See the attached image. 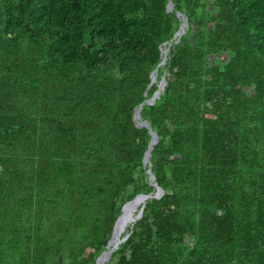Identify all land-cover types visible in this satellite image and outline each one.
Returning a JSON list of instances; mask_svg holds the SVG:
<instances>
[{"label":"trees","instance_id":"16d2710c","mask_svg":"<svg viewBox=\"0 0 264 264\" xmlns=\"http://www.w3.org/2000/svg\"><path fill=\"white\" fill-rule=\"evenodd\" d=\"M169 1L0 0V264H97L141 106L106 264H264V0Z\"/></svg>","mask_w":264,"mask_h":264},{"label":"water","instance_id":"95a60500","mask_svg":"<svg viewBox=\"0 0 264 264\" xmlns=\"http://www.w3.org/2000/svg\"><path fill=\"white\" fill-rule=\"evenodd\" d=\"M167 9H168L169 12L173 11V9H174L173 0L169 1ZM179 15H181V14H179ZM182 17H183V23L181 25V28L174 36V39H177L178 42L180 41V38L186 33V30L189 27V21H188L187 17H185V16H182ZM170 48H171V44L167 45L165 48H163V51H162L163 60L161 62V65H165V63L167 61V55H168V53L170 51ZM156 81H157V77H156V75L153 74L151 85L154 84ZM166 86H167V81H166V79L164 77L163 80L161 81V83L159 84V90L154 94V96L151 99L146 101L147 104L154 105L155 102L161 97V94L165 90ZM141 109H142V106H141V108H139L135 112L134 120H135L136 124L139 127H147V128L150 129V134L152 136V139L150 141L149 148H148V150H147V152L145 154L144 164L148 165L147 173L149 175L150 182H151V184L156 186L157 191H156L155 195H153L152 193L149 194V195H146V194L137 195L132 201L127 202L123 206L122 215L119 217L118 221L116 222V227H115V231H114V234H113V238L109 241L106 251L98 258L97 264H106L109 261V259L111 258L112 253L115 250H117L119 245L126 239V237L125 238H121L122 235L120 236V234L118 236V227H119V225H120V223H121V221H122V219H123V217L125 215L127 207H129V205H132V204H135L136 210H137L138 207H140V211H139V213L137 215H135V212L133 214H131V218H130V221H129V224H130V223H133L137 219L142 217V215L144 213L146 201L149 198H152V197L161 198L164 195L163 189L161 187H159L158 184L155 182L156 178H155V176H154V174L152 172V169H151V167H152V164H151L152 151H153L154 146L159 141V136L157 135L156 132H154L151 129L150 125L147 122L141 121ZM129 224H127V225L125 224L126 227ZM126 227L123 228V233L125 232ZM116 237H117V241L115 240Z\"/></svg>","mask_w":264,"mask_h":264},{"label":"bare ground","instance_id":"6f19581e","mask_svg":"<svg viewBox=\"0 0 264 264\" xmlns=\"http://www.w3.org/2000/svg\"><path fill=\"white\" fill-rule=\"evenodd\" d=\"M136 210L135 204L129 205V207H127L125 215L119 225V230H118V236L120 234V236L123 233V228L126 227L127 224H129L130 218H131V214L134 213V211ZM126 224V225H125ZM124 226V227H123ZM115 240L117 241V237L115 238Z\"/></svg>","mask_w":264,"mask_h":264},{"label":"rangeland","instance_id":"374dc122","mask_svg":"<svg viewBox=\"0 0 264 264\" xmlns=\"http://www.w3.org/2000/svg\"><path fill=\"white\" fill-rule=\"evenodd\" d=\"M138 210H140V207H138V208H137V210H135V211H134V212H135V214L137 213V211H138ZM122 234H123V233H122Z\"/></svg>","mask_w":264,"mask_h":264}]
</instances>
